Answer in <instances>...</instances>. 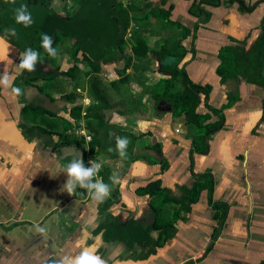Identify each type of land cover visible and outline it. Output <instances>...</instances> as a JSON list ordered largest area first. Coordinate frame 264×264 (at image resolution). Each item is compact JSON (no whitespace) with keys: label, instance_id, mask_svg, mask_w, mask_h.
<instances>
[{"label":"crops","instance_id":"crops-1","mask_svg":"<svg viewBox=\"0 0 264 264\" xmlns=\"http://www.w3.org/2000/svg\"><path fill=\"white\" fill-rule=\"evenodd\" d=\"M258 1L244 0V4L250 6ZM131 2L139 8L149 6L150 14L156 12L160 16L150 17L147 25L140 26L149 48L159 51L166 47L174 55L182 54L178 68L186 71L195 85L211 87L209 105L222 112V126L209 136L205 153L194 152L187 116L177 118L172 112L158 110L156 102L132 83L141 91L132 98L137 103L141 101L148 110L128 108L127 112L134 110V113L126 124L110 120L111 112L107 113L106 120L110 125L129 129L130 133L150 132V135L137 142L133 153L127 154L131 157L128 160L112 159L105 154L93 158L90 154L89 163L95 160L101 169L108 166L109 177L117 174L119 183L111 185L107 198L113 195V190L118 191L121 201L112 211L123 224L130 219L152 222V217L146 215L149 198L137 195L136 190L156 180H161L171 197L180 198L181 188H192L199 175L209 174L213 179V203L223 207L210 204L209 190H204L191 212L176 224L178 232L173 241L147 261H122L125 246L120 244L103 246L101 250L100 237L93 242L91 235L96 227L99 202L88 193L84 198L76 191L70 195L62 190L67 181L64 168L73 159L74 151L68 149L65 159L60 158L65 148L53 150L59 137L55 135L51 142L46 135L32 132L31 125L21 115L24 105L34 99L43 100L44 95L36 90L24 93L21 90L16 96L11 88L0 85V264H59L63 257L79 255L86 248H94L106 264H263L264 87L250 84L242 77L225 78L219 74L218 67L224 53L251 52L261 34L258 27L264 19V4L253 13H248L239 2L227 0L218 7L203 6L211 16L201 23L204 17L199 19L193 15L192 1ZM164 26L176 28L175 37L170 38L171 32ZM135 29L138 26L132 24L131 30ZM0 49L3 52L0 76L4 73L14 76L13 87L18 76V51L1 37ZM173 62L169 57L168 63ZM119 66L123 68L124 64ZM153 76L155 80H151ZM146 77L153 84L170 78L152 71L146 72ZM87 105H82L83 116L90 104ZM49 108L54 110L52 105ZM59 113L75 125V133L84 131L91 137L85 118L74 121L69 112ZM113 113L117 117L122 115ZM198 113L211 114L209 123L219 120L204 105L199 106ZM60 125L59 132L65 128L62 121L56 126ZM163 162L167 166L164 171ZM38 228L45 231L41 233ZM215 230L218 234L213 240ZM211 242L214 246L208 253Z\"/></svg>","mask_w":264,"mask_h":264},{"label":"trees","instance_id":"trees-1","mask_svg":"<svg viewBox=\"0 0 264 264\" xmlns=\"http://www.w3.org/2000/svg\"><path fill=\"white\" fill-rule=\"evenodd\" d=\"M55 1L59 5L57 10L53 6ZM188 1L193 2L191 7L193 15L199 19L204 17L199 21L204 23L209 20L211 13L202 7H218L222 0ZM227 1L229 3L237 1L243 9L245 7L249 10L243 0ZM70 3H72V9H69ZM21 4H26L28 12L31 13L33 22L28 27L15 21V10ZM148 7L145 5L143 8H139L133 2L125 5L119 0H16L14 5H6L4 0H0V31H3L2 35L7 36L9 41L22 51L29 48L37 51L41 58L37 63H42V70L32 72L24 70L19 76L22 84H32L41 80L45 73L44 67L48 71L59 72V67L55 69L49 67L51 65L50 55L42 46L43 34L52 37L51 46L57 50V54L68 53L74 64L68 71L59 73V76L75 79L76 76L83 73L88 78L86 86L93 103L87 108L84 116L81 104L72 108L70 116L76 121L82 118L87 120L86 129L92 138L88 153L93 158L105 154L112 159H122L115 151L117 137L129 139L126 151L127 154H132L137 142L150 135V132L140 135L130 133L129 129L110 125L106 120L109 112L117 111L124 114L128 108L137 107L148 110V107L141 101L137 103L138 100L132 98L130 89L132 83L137 84L142 89V94L150 96L156 104L161 102L171 104L174 117L187 116L194 152L205 153L208 149L209 136L222 126V112L209 105L211 87L195 85L186 71L178 68L182 54L177 52L174 55L166 47L159 51L149 48L140 26L147 25L146 21H149L150 17L158 18L160 16L156 12L150 14L147 11ZM141 12L147 14H144L145 16L142 14L144 16L142 17ZM158 12L160 13V11ZM132 24L138 26V29L131 30ZM59 47L62 50H59ZM263 54L264 33L259 36L249 55L241 53L237 58L232 53L222 54L218 72L225 78L239 79L242 77L250 84L262 86L264 77L260 72ZM169 57L174 59L173 63H168ZM156 59L159 60L158 63L155 61ZM120 64H124L123 68H120ZM81 65L86 67L83 72H80ZM106 70L116 73L120 78L111 82L106 81L101 76V73ZM128 70H131V73H128ZM148 71L159 72L161 76L166 75L170 78L161 79L153 84L146 77ZM55 77V75L47 76L44 81L46 84L52 83L56 79ZM65 98L74 105L80 95L71 93ZM200 105H204L211 113L218 116L219 120L209 123L211 114L198 113ZM21 115L25 121H30L33 124L30 127L32 132L38 131L40 134L52 135L44 128L47 125H52L48 118L56 117L55 114L41 106L29 105L23 109ZM68 124L70 125L69 122ZM67 139H63V142H67ZM69 143L68 141L67 144ZM73 143L83 151L84 165L90 167L87 162L88 153L82 147L86 144L85 140ZM155 146L156 150L161 153L158 145ZM109 147L114 151L109 152ZM146 148L151 150L149 146ZM128 157L127 155L123 159L131 158ZM164 164L165 162L162 164L163 171L167 168ZM110 171L108 166L102 167L96 179L99 177L104 183L112 185L109 180ZM204 190H209L210 204L215 208L223 207L213 203V179L209 174L199 175L192 188H181L182 196L180 198L171 197L170 191L162 186L161 180L151 181L146 186L138 188L136 194L149 198L146 215L152 217V222L150 219L142 221L130 219L126 224L113 215L112 208L121 201L118 191L113 190V195L110 198L99 202L96 227L91 230L92 241L94 242L96 238L100 237L103 244L101 250L103 246L124 245L125 253L120 258L122 261H147L151 256L157 255L159 249L173 241L178 232L176 224L184 220L185 215L191 212L192 205L198 202ZM76 192L81 194V197H87L85 189L77 188ZM217 234L218 230H215L213 240L217 239ZM213 246L214 242H211L207 248L208 253Z\"/></svg>","mask_w":264,"mask_h":264},{"label":"clouds","instance_id":"clouds-1","mask_svg":"<svg viewBox=\"0 0 264 264\" xmlns=\"http://www.w3.org/2000/svg\"><path fill=\"white\" fill-rule=\"evenodd\" d=\"M6 5L16 3V0H4ZM15 21L18 24H23L28 27L32 24L31 13L28 12V6L26 4H21L15 10ZM52 37L43 34L42 36V46L47 51L51 57L57 56V50L52 48ZM39 58V53L29 48L23 51L20 56V63L16 66L17 74L21 73L23 70L32 72L35 70ZM14 76H10L4 73L0 76V85L6 88H11V91L16 96H19L21 89L12 87ZM129 144V139L127 137L121 138L117 137L115 151L118 152L119 156L123 159L127 157V146ZM109 152L114 151L111 147L108 148ZM91 167H86L82 157H77L72 159L67 163L64 168V172L67 174V181L63 185L62 190L66 191L70 195H74L77 188L87 190V193L96 202H103L107 197H109L111 192V185L104 183L102 179H96L97 174L101 169V164L95 160L90 161ZM109 180L112 185L119 183V179L116 173H113ZM39 232H44L45 229L38 228ZM59 264H106L105 259L95 253L93 249H84L79 255L76 256H65L59 261Z\"/></svg>","mask_w":264,"mask_h":264},{"label":"flooded vegetation","instance_id":"flooded-vegetation-1","mask_svg":"<svg viewBox=\"0 0 264 264\" xmlns=\"http://www.w3.org/2000/svg\"><path fill=\"white\" fill-rule=\"evenodd\" d=\"M119 1H121V0H119ZM244 1V0H243ZM222 2H223V0L221 1V4H222ZM237 1H235L234 3H236ZM261 3L262 4H264V0H260V1H258V2H256L255 4H253V5H250V6H248V5H246L247 6V8H249V11H248V13H253L256 9H258V7L261 5ZM57 5L58 4V2L57 1H55L54 2V4H53V6L54 5ZM55 8V7H54ZM58 8H56V10H57ZM69 9H71L70 8V5H69ZM258 28H260V30H261V34L262 33H264V19L262 20V23H261V25L258 27ZM3 34V31H0V37L4 40V41H6L9 45H11L16 51H18V56H19V59H18V61H19V63H20V56H21V53L23 52L19 47H16L15 45H13V43L11 42V41H9V38L7 37V36H3L2 35ZM260 34V35H261ZM259 38V37H258ZM258 38L255 40V43H254V46H253V49H254V47H255V45H256V42H257V40H258ZM253 49L251 50V52H247L246 50H244V51H241V52H237V51H235V52H233L232 54L235 56L236 55V57L238 58V56H239V54H241V53H245V55L247 56V55H249L250 53H252V51H253ZM59 50H62L60 47H59ZM64 54V53H63ZM58 55H62V53H60V54H57V56ZM57 56L56 57H51V56H49V60H50V64L51 65H49V67H53L54 69L55 68H57V67H59V72H57V73H55V70H50V71H48V70H46L47 68L46 67H44V71H45V73L42 75L43 76V78L41 79V80H39L38 82H34V83H32V84H22V82L19 80V76L23 73V71L21 72V73H19L18 74V76L16 77V82H15V84H14V86L13 87H16V88H19V89H21L22 90V92L24 93V91L25 92H27L28 90H30L29 89V87H33V88H35V89H37L38 91H39V95H40V93L41 94H43L45 97H47V98H49V100H50V103H51V105H52V107H53V109L56 111V112H51V111H49V110H47V111H49V112H51V113H53V114H55V113H59V112H63V111H65V112H69V116H70V112H71V110H72V108L73 107H75V106H77L78 104L77 103H75L74 105L73 104H71L69 101H67V99L65 98L66 97V95H70L71 93H76V94H78V95H81V93H83L82 92V90L79 88V89H76V92H61V91H57V92H55V93H50L48 90H45V86H44V84H46V82L44 81V79H45V77H47V76H50V75H55L56 77V79H59L60 77H62V78H66L67 80H69V81H71V82H78V78L80 77V75H78V76H76V78L75 79H71V78H67V77H65V76H59V73H61V72H66V71H68L70 68H72L73 67V62L71 61V58H70V55H69V59L67 60V61H69L70 62V64H71V66L70 67H68V68H66V69H62V65H61V63L59 62V64L57 65V63H58V58H57ZM41 60V58H38V61H40ZM83 66L84 65H81L80 66V68H81V71H82V69H83ZM85 67V66H84ZM86 68V67H85ZM84 68V69H85ZM83 69V70H84ZM35 70H37V71H41L42 70V63L41 64H38L37 63V65H36V68H35ZM80 71V72H81ZM261 75L264 77V54H263V56H262V70H261ZM223 75V74H222ZM238 77V76H237ZM56 79H54V80H56ZM53 80V81H54ZM260 86V85H259ZM263 87H264V85H262ZM21 92V93H22ZM89 100V99H88ZM45 104V100L43 99V100H40V99H34V100H32V103L31 104H28V105H24L23 106V108H22V111H23V109L25 108V107H27V106H29V105H33V106H41V107H43V105ZM59 104V105H58ZM89 105V104H88ZM91 105V104H90ZM157 106H159V105H157L156 104V107ZM44 108V107H43ZM45 109V108H44ZM46 110V109H45ZM21 111V112H22ZM56 115V117L55 116H48L49 118H48V121H49V123L51 124V122H52V125L51 126H49V125H47V127H45L44 128V130L46 131V132H51V136L50 135H46V134H39V135H41V136H43V135H46L48 138H49V140L52 142L53 140H54V136L55 135H57L58 137H59V142H55L54 143V147H53V150L55 151H57L59 148L60 149H62V148H72L73 150H75L74 151V153H75V156L76 157H82V159H83V151L82 150H79L75 145H74V141H81L82 140V138L85 140V143H87V144H84L82 147L84 148V150H86L87 151V153H88V151H89V143L92 141V138L91 137H89V136H87L86 134L85 135H83V134H78V133H75V131H74V128H75V125H73L69 120H66L65 118H64V116L62 117V116H60V113L59 114H55ZM62 117L61 119H60V117ZM71 117V116H70ZM24 119V118H23ZM59 121H62L63 122V124L65 125V128L62 130V131H60L59 132V130H58V126H56L57 125V123L59 122ZM74 121H76V120H74ZM56 122V123H55ZM68 122L70 123V125L68 124ZM28 123L31 125V127H32V123L30 122V121H28ZM54 124V125H53ZM49 126V127H48ZM70 127H73V129H70ZM28 130H29V128L28 127H26ZM38 133H40V132H38ZM61 135H62V137H61ZM80 137H82V138H80ZM65 138H68L67 139V142L69 141L70 143L69 144H67V142H63V139H65ZM89 153L87 154V162L89 163ZM89 165H90V163H89ZM90 167H91V165H90ZM219 204V203H218ZM221 205V204H220ZM264 264V263H263Z\"/></svg>","mask_w":264,"mask_h":264},{"label":"rangeland","instance_id":"rangeland-1","mask_svg":"<svg viewBox=\"0 0 264 264\" xmlns=\"http://www.w3.org/2000/svg\"><path fill=\"white\" fill-rule=\"evenodd\" d=\"M54 7H55V9L56 8H59V5L57 4H55L54 5ZM70 8L72 9V3H70ZM144 25V24H143ZM165 27V28H164ZM163 28L164 29H169L168 31L169 32H171V34H170V38H173V37H175V29L176 28H167L166 26H164ZM163 28H162V30H163ZM173 29V30H172ZM129 47V46H128ZM130 48V47H129ZM57 58L59 59L58 60V63H57V65L59 64V62L61 63V65H62V69H66V68H68V67H70L71 66V64H70V62L69 61H67L68 59H69V54L68 53H64V54H62V55H58L57 56ZM85 67L83 66V69H84ZM83 69H82V71L81 72H83ZM109 71H104L103 73H101V76L106 80V81H108V82H111V81H114V80H118V75L117 74H109L108 73ZM152 76V75H151ZM151 80H155V77L153 76L152 77V79ZM87 82H88V78H86L85 76H84V74L83 73H81L80 74V77L78 78V82L76 83V82H71V81H69V80H67L66 78H62V77H60L59 79H56V80H54L52 83H47V84H44V86H45V90H48L50 93H55V92H57V91H61L62 93L63 92H76V89H81L82 90V92L83 93H81V95H80V98L78 99V101H77V104H81V105H85V104H92L93 103V101H92V99L90 98V96H89V94H88V90H87V86H86V84H87ZM80 83V85H77V84H79ZM179 85V84H178ZM131 86L132 87H130V89H131V94H132V96H137L138 94L140 95V93H138V92H141V91H139V89H138V87L136 88L133 84H131ZM181 88V87H180ZM136 90H138L137 92H136ZM86 99H89V100H86ZM147 101V100H146ZM148 103H151L150 102V99H148ZM153 104V103H152ZM88 106V105H87ZM90 106V105H89ZM128 110V109H127ZM126 110V111H127ZM124 112V114H122V115H119V114H117L118 116H120V117H117V116H114L115 114L113 113V112H111L110 114V120H112L113 119V121H118L120 124H126L127 122H128V118L131 116V115H133V113H134V111H130V112ZM114 117V118H113ZM85 122L87 123V121L85 120ZM131 126H133V127H136V123L134 122V121H130V123H129ZM61 126L62 125H60L58 128L60 129L61 128ZM142 128H143V126H142ZM74 158H77L75 155L73 156V159ZM65 159V158H64ZM63 159V160H64ZM90 159H91V157H90Z\"/></svg>","mask_w":264,"mask_h":264},{"label":"water","instance_id":"water-1","mask_svg":"<svg viewBox=\"0 0 264 264\" xmlns=\"http://www.w3.org/2000/svg\"><path fill=\"white\" fill-rule=\"evenodd\" d=\"M29 89H30V90H36V91L38 92V94H39V91H38L37 89H35V88H33V87H29ZM43 99L45 100V103H46V104L43 105V107H44L46 110H49V111H51V112H55L54 110H52V109L49 108V106H51V103H50L49 98L43 96ZM157 105H159V106H157L158 110H161V111L164 112V113H168V112H172V111H173V106H172L171 104L167 103V102H161L160 104H157ZM69 149H72V148H69ZM66 151H70V150H68V148H65L64 150H62V154H63V156L60 157V158L63 159V158L66 157V156H65V152H66ZM72 151H75V150L72 149ZM68 155H69V154H68Z\"/></svg>","mask_w":264,"mask_h":264},{"label":"built area","instance_id":"built-area-1","mask_svg":"<svg viewBox=\"0 0 264 264\" xmlns=\"http://www.w3.org/2000/svg\"><path fill=\"white\" fill-rule=\"evenodd\" d=\"M121 2L125 5H129V3L131 2V0H121ZM179 132V130H178ZM78 134H83L85 135V132L84 131H80Z\"/></svg>","mask_w":264,"mask_h":264},{"label":"snow or ice","instance_id":"snow-or-ice-1","mask_svg":"<svg viewBox=\"0 0 264 264\" xmlns=\"http://www.w3.org/2000/svg\"><path fill=\"white\" fill-rule=\"evenodd\" d=\"M3 52L2 49H0V58H2Z\"/></svg>","mask_w":264,"mask_h":264}]
</instances>
